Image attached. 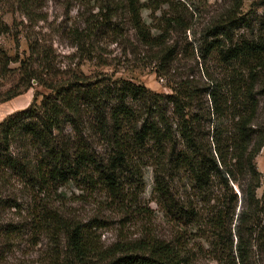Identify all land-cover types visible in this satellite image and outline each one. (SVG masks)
I'll use <instances>...</instances> for the list:
<instances>
[{
	"label": "trees",
	"instance_id": "1",
	"mask_svg": "<svg viewBox=\"0 0 264 264\" xmlns=\"http://www.w3.org/2000/svg\"><path fill=\"white\" fill-rule=\"evenodd\" d=\"M45 1L0 0V36H13L17 48L10 55L0 46V79L15 76L0 103L36 88L28 107L0 122V244L20 231L16 223L2 222L3 213L20 211L27 197L34 205L33 227L63 235V249L45 264H264L257 163L264 147V36L235 34L249 23L242 4L193 41L200 80L181 75L169 83L170 92H160L103 71L86 73L82 63L64 65L53 43L35 31L48 17L37 9ZM120 9L151 51L146 57L156 74L168 78L180 55L170 34L191 25L164 13L154 31L139 0H102L85 23L66 27L77 54L91 61L99 38L121 33L114 21ZM7 13L26 22L10 24ZM22 37L28 47L23 56ZM211 62L217 70L208 67ZM146 167L154 173L156 204L176 225L174 237L149 232L105 245L99 224L65 218L47 206L73 183L102 188L122 201L129 188L144 184Z\"/></svg>",
	"mask_w": 264,
	"mask_h": 264
},
{
	"label": "rangeland",
	"instance_id": "2",
	"mask_svg": "<svg viewBox=\"0 0 264 264\" xmlns=\"http://www.w3.org/2000/svg\"><path fill=\"white\" fill-rule=\"evenodd\" d=\"M126 1L116 0L124 5ZM101 2L102 0H46L37 9L46 12L48 17L38 23L35 31L41 33L48 44L53 43L56 53L60 55L58 59L66 66L75 67L76 64L82 63L81 68L86 73L103 71L111 76L143 83L160 92H170L169 83L181 75L193 74L200 80L202 68L197 66L193 41L196 43L204 28L226 10L242 4L243 14L249 21L247 25L235 31L236 35L264 36V5L261 0H139L142 17L154 31L161 28L164 13L181 17L191 25L187 32L178 29L170 34L171 42L180 46V55L172 65L168 78L160 77L156 74L154 64L149 63L150 59L146 57L151 51L140 44L131 30L130 18L125 9H120L114 18L123 28L119 35L109 34L99 38L100 51L91 61H86L77 54L76 48L72 46V38L67 33L68 28L76 22L85 23L87 17H91L100 9ZM5 19L10 24L16 21L18 25L25 21L18 13H7ZM0 46L10 55L17 52L16 42L11 35L0 36ZM27 48L26 39L22 37L19 49L22 56L28 53ZM17 65L12 64V67ZM208 67L212 70L218 69L213 62L208 63ZM14 78L15 76L0 79V93L9 87ZM39 89L43 90L41 87ZM35 90L36 88H31L9 101L0 103V122L9 114L28 107ZM257 163L263 175L262 186L258 189V194L261 195L264 188V147L258 155ZM153 174L152 168L146 167L143 171L144 184L139 188H129L122 201L102 188L78 186L73 183L61 187V194L55 195L47 206L65 218L99 224L97 233L105 245L119 240L132 241L149 232L159 238L174 237L177 234L176 225L163 215L161 208L156 204ZM23 198L26 202L22 204L20 211L8 208L1 217L2 222L16 223L20 227L17 234L11 239L2 240L0 244V250L4 253V264L48 263L52 258L55 259V253L63 249V235L56 237L51 231L36 230L31 216L34 205L27 202V197ZM28 200L30 201L29 197ZM197 264L210 263L203 259Z\"/></svg>",
	"mask_w": 264,
	"mask_h": 264
}]
</instances>
